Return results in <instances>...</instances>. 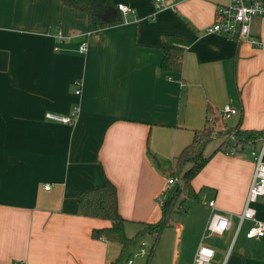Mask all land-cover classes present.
<instances>
[{"label":"crops","instance_id":"obj_1","mask_svg":"<svg viewBox=\"0 0 264 264\" xmlns=\"http://www.w3.org/2000/svg\"><path fill=\"white\" fill-rule=\"evenodd\" d=\"M112 1L131 10L124 22L88 33L86 15L58 0H0V264H111L119 246L91 237L109 222L76 213L81 193L110 182L124 234L130 226L134 235L159 219L174 158L193 131L218 122L222 106L237 110L228 128L264 129V51L204 32L226 0ZM167 34L188 42L179 73L159 69ZM250 34L264 43V18L252 20ZM72 106L71 126L45 118ZM257 145L230 155L206 146L209 159L190 181L196 200L140 264H191L199 244L213 251L211 264H264V235L246 239L247 221L236 235L232 218L222 235L201 237L206 202L241 213ZM251 208L264 223V196Z\"/></svg>","mask_w":264,"mask_h":264},{"label":"trees","instance_id":"obj_2","mask_svg":"<svg viewBox=\"0 0 264 264\" xmlns=\"http://www.w3.org/2000/svg\"><path fill=\"white\" fill-rule=\"evenodd\" d=\"M58 1L64 6L80 11L86 15L88 33L118 26L125 20V17L117 9L116 4L112 0ZM187 43L183 38L172 34L160 37L158 48L162 52V57L159 62L161 72H180L181 58ZM234 128L236 131L231 133V136L240 145H246L247 143L254 144L264 137V129L259 131H245L240 130L238 126ZM210 136L211 128L207 125L199 131H193L189 144L183 147L174 158V167L170 172V176L178 178V182L170 187L167 198L163 199L160 204L159 219L155 223L144 225L147 228L146 233L137 231L131 237L125 236L123 231L125 221L118 214L116 191L110 182L104 180L103 186L83 192L77 197L76 213L78 215L109 222V226L106 228L92 230L91 237L93 239H102L119 246V254L111 264H121L122 254L128 248L139 244L143 236H150V248L145 258V262L147 263L162 230L167 225L175 222V219H172L174 215L182 213L184 208L183 204H181L182 201L190 199L196 200L197 194L192 191L190 181L209 159V156H204L203 152L210 141ZM222 145L217 147L212 153L220 150L223 147ZM186 165H188L187 168H185ZM179 195L183 197L181 200H177Z\"/></svg>","mask_w":264,"mask_h":264},{"label":"built area","instance_id":"obj_3","mask_svg":"<svg viewBox=\"0 0 264 264\" xmlns=\"http://www.w3.org/2000/svg\"><path fill=\"white\" fill-rule=\"evenodd\" d=\"M155 8H162L166 0H152ZM117 9L125 17L131 10L122 3L116 4ZM254 18H264V0H226L224 4L218 6L214 12L213 22L204 30L206 34H214L228 38L236 43H246L251 48L264 51V43L250 34V25ZM58 42H62L63 37L57 30L53 36ZM57 47L53 51H58ZM86 51V45L81 42L76 52L83 54ZM73 94H79L78 82L74 83ZM77 107L72 106L70 112L66 116L46 113L45 118L49 121L57 122L63 125L71 126L74 123ZM237 114V110L228 105H224L219 110V118L227 120ZM210 121V119H208ZM233 154V150L226 152ZM249 157L253 163V170L251 179L244 197L242 211L240 214L223 215L215 210L214 202L212 200L205 203L208 209V215L203 226L202 238L210 236H220L228 231L231 226V219L236 220L235 235L239 231L240 225L243 221L250 223V226L244 233L246 239L261 238L264 235V223L254 218V211L251 208L257 198L264 196V137L258 141L256 148L249 152ZM178 182V178L169 176L166 179V185L170 188ZM44 190L48 186H43ZM162 197H159L158 202L161 204ZM139 246L135 248L131 257L127 259L126 263L131 264L133 258L137 256H144L147 254L144 247V242H139ZM213 258V251L201 244L196 248L191 264H211Z\"/></svg>","mask_w":264,"mask_h":264},{"label":"rangeland","instance_id":"obj_4","mask_svg":"<svg viewBox=\"0 0 264 264\" xmlns=\"http://www.w3.org/2000/svg\"><path fill=\"white\" fill-rule=\"evenodd\" d=\"M216 120H218V122H216V123H212L213 120L211 122L210 121H207V126L211 128V136H210V141L207 144L208 145V148L207 149H211V148L214 149V148L219 147L222 144H223L222 145L223 146L222 148L225 149V150H228V149H231V148L232 149H235V147H238V145H240V144L237 143V142H235L233 140V137L231 136V133H234L236 131L235 128L234 127L228 128V126H230L229 125V121H228L229 119L228 120H223V119H221V118L218 117V118H216ZM229 131H231V132H229ZM239 141H241V140H239ZM250 145H253V144L250 143ZM207 152H208V150H207ZM207 152H205L204 155ZM173 167H174V162H173ZM187 167H188V165L185 166V168H187ZM166 198H167V196H163L162 197V199H166ZM182 198H183L182 195L181 196L179 195L177 197V200H181ZM185 203H186L185 201H182L181 204H183L185 206L187 204V203L186 204ZM179 215L178 214L174 215L172 217V219L174 218L176 220V218ZM132 229L133 228H130V226L129 227L127 226V229H125L126 236L129 237V236H132L133 235L134 232L132 231ZM146 230H147V228L143 225V226L140 227V230L139 231H141L143 233H146ZM147 238L146 239L143 238L142 240H140V242H144L145 245H146L144 247L145 251H149V248H150V246L148 248V245H147V243H149L151 241L150 236H148ZM237 242H238V238H237L236 243ZM236 243H235V245H236ZM137 246H139V245L138 244L137 245H134L133 247L128 248L126 251H132L133 252ZM126 251L123 253V255L121 257V264H126L125 260L127 259V254H128V252H126ZM131 260H132L133 264H140V263L144 262L145 257L137 256V257H135V258H133Z\"/></svg>","mask_w":264,"mask_h":264},{"label":"water","instance_id":"obj_5","mask_svg":"<svg viewBox=\"0 0 264 264\" xmlns=\"http://www.w3.org/2000/svg\"><path fill=\"white\" fill-rule=\"evenodd\" d=\"M5 60H6V54L0 52V71L4 70L5 68Z\"/></svg>","mask_w":264,"mask_h":264}]
</instances>
